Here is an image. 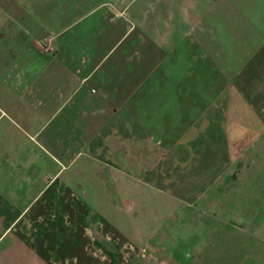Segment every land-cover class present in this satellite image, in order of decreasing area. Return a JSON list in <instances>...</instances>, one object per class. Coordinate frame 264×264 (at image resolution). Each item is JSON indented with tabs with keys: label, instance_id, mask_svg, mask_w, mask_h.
I'll return each mask as SVG.
<instances>
[{
	"label": "crops",
	"instance_id": "0c3cea01",
	"mask_svg": "<svg viewBox=\"0 0 264 264\" xmlns=\"http://www.w3.org/2000/svg\"><path fill=\"white\" fill-rule=\"evenodd\" d=\"M0 11L15 21L0 23V264H112L121 238L90 195L123 197L133 175L161 165L170 180L163 165L222 163L229 149L233 165L264 160V0ZM86 166L102 183L90 190Z\"/></svg>",
	"mask_w": 264,
	"mask_h": 264
},
{
	"label": "rangeland",
	"instance_id": "374dc122",
	"mask_svg": "<svg viewBox=\"0 0 264 264\" xmlns=\"http://www.w3.org/2000/svg\"><path fill=\"white\" fill-rule=\"evenodd\" d=\"M6 12L0 11L5 27L15 22ZM245 126L250 138L257 127L247 132ZM230 156L231 149L222 163L168 165L169 173L163 165L161 174H170L164 181L156 165L146 179L133 175L123 197L90 195L91 214L108 222V234L121 238L112 239V264H264V160L257 155L254 163L244 159L239 166ZM85 171V189L102 184L92 180L91 166ZM123 244L127 249H120L118 260Z\"/></svg>",
	"mask_w": 264,
	"mask_h": 264
}]
</instances>
